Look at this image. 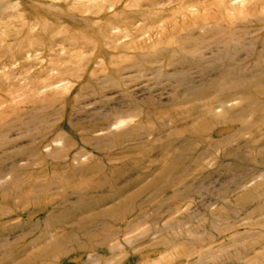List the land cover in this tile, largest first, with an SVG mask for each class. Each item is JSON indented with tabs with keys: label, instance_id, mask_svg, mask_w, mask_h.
<instances>
[{
	"label": "rangeland",
	"instance_id": "rangeland-1",
	"mask_svg": "<svg viewBox=\"0 0 264 264\" xmlns=\"http://www.w3.org/2000/svg\"><path fill=\"white\" fill-rule=\"evenodd\" d=\"M0 264H264V0H0Z\"/></svg>",
	"mask_w": 264,
	"mask_h": 264
}]
</instances>
